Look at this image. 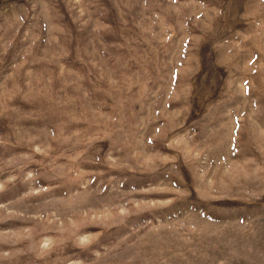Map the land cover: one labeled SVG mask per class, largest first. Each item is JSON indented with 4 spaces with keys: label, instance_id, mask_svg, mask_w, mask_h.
<instances>
[{
    "label": "rangeland",
    "instance_id": "374dc122",
    "mask_svg": "<svg viewBox=\"0 0 264 264\" xmlns=\"http://www.w3.org/2000/svg\"><path fill=\"white\" fill-rule=\"evenodd\" d=\"M0 264H264V0H0Z\"/></svg>",
    "mask_w": 264,
    "mask_h": 264
}]
</instances>
